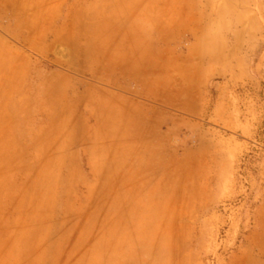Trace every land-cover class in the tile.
<instances>
[{"label":"rangeland","instance_id":"rangeland-1","mask_svg":"<svg viewBox=\"0 0 264 264\" xmlns=\"http://www.w3.org/2000/svg\"><path fill=\"white\" fill-rule=\"evenodd\" d=\"M168 2L197 15L170 35L184 104L156 168L83 200L79 137L1 138L0 264H264V0Z\"/></svg>","mask_w":264,"mask_h":264},{"label":"crops","instance_id":"crops-1","mask_svg":"<svg viewBox=\"0 0 264 264\" xmlns=\"http://www.w3.org/2000/svg\"><path fill=\"white\" fill-rule=\"evenodd\" d=\"M195 14L168 0H0V139L79 137L68 153L84 174L83 200L135 183L127 174L156 168L167 145L166 108L182 111L170 35Z\"/></svg>","mask_w":264,"mask_h":264}]
</instances>
